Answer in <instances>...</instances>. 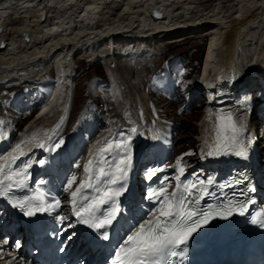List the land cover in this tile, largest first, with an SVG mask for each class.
Instances as JSON below:
<instances>
[{
  "label": "bare ground",
  "instance_id": "1",
  "mask_svg": "<svg viewBox=\"0 0 264 264\" xmlns=\"http://www.w3.org/2000/svg\"><path fill=\"white\" fill-rule=\"evenodd\" d=\"M153 10L159 16H154ZM0 26V44L5 42V46L0 47V86L6 85L7 79L1 78L9 72L32 73L31 71L36 70L42 76L51 66L53 74L48 77L52 78L36 84L45 85L49 89L55 88L54 96L45 107L43 116L54 108L58 111L42 128L37 127L39 118L33 119L34 122L24 130L30 135L22 134L20 150L11 151L0 158V165L7 164L9 174L13 171L11 167L15 161L11 160L12 157L40 148L50 132L60 127L71 102L67 94L74 81L71 62L80 49L84 52L92 51L94 48L99 49V44L104 43L107 47L99 54L98 60L102 58L108 61L117 57L125 59L136 55V58H142L145 57L143 55L147 45L153 47L165 36L182 34L185 37L198 32L208 34L210 31L212 35L216 33H212L215 27L224 29L222 36L213 37L209 46L207 45L205 64L197 80L199 87L194 86L199 93L200 86L202 87L200 78L207 75L208 78H203L202 82L215 89L211 109L207 110L208 113L212 111L211 117L209 116L213 118L212 138H215V132H220L221 116L230 113L237 125L241 126L236 119V112H241L239 107L247 104V99L244 98L245 94L238 93L237 87L246 82L254 93L256 81L264 76V0H0ZM127 45L139 48L133 51L131 47L127 54ZM120 48H123L124 53L115 52ZM40 66L42 68L38 69ZM109 73L114 83L116 101L121 99L123 102L117 76L111 70ZM147 83L145 81L143 85L140 84L143 90L147 88ZM93 86L97 88L96 83ZM192 87L193 83L187 90ZM179 90L180 87L176 92L179 93ZM224 106L226 107L223 109ZM127 112L132 118L127 124L131 123V126L119 134V137L129 138L128 134L137 129L140 121L136 111ZM207 120L203 117L202 132L208 130ZM32 126L34 131H30ZM116 141H121V138H116L114 143ZM2 142L3 139L0 138V148L3 147ZM133 151L132 161L139 156L136 155V148ZM29 154L30 161L34 162V154ZM121 156L123 155L120 154L118 159ZM7 158L11 160L8 163ZM0 264L14 262L0 257Z\"/></svg>",
  "mask_w": 264,
  "mask_h": 264
},
{
  "label": "rangeland",
  "instance_id": "2",
  "mask_svg": "<svg viewBox=\"0 0 264 264\" xmlns=\"http://www.w3.org/2000/svg\"><path fill=\"white\" fill-rule=\"evenodd\" d=\"M262 28L264 27L262 26ZM262 28H260L261 31H263ZM212 31H213L212 33L216 32L217 35L216 33L210 35L211 34L210 31L208 34H204L203 32H198L197 34H191L185 37H183L182 34H180V36L179 35L177 36V34L165 36L163 39L158 41V43L155 44L153 47L147 45L148 48L146 47L145 55H143L145 57L142 58L140 57L136 58L137 57L136 55V57H127L125 59L121 57H117L115 59H110V60L108 59V61L107 59H102V58L98 60L99 54H101L103 49L107 47L103 45L104 43H100L98 47L99 49L94 48L92 49V51L84 52L82 49H80L79 53L76 54V57L71 62L72 63L71 71H73V76H74V81L72 82V86L70 90L72 97L73 119L79 120L80 118H82L80 114L85 113V111L89 110V108H93L94 118L98 120H102V115L106 114L108 110L107 97L106 98L97 97L99 93L94 89L91 90L90 87H88V85L91 82L92 76L97 75L96 77L106 78L107 70L108 73L111 70L114 72L115 77L117 76L116 81L117 82L119 81L118 83L120 86V90L123 94V98H122L123 102L121 99H119V101H115L114 103L110 104V107H113L112 111L115 112L120 107H124L126 118H128L129 116L128 114L130 113L127 112V110H130V112L131 110L137 112L139 111L138 105H140L142 109L144 108V110L146 111V108L148 109L149 107V101H153L154 103L157 102L156 104H160V109L162 113L165 114V116L168 117V119H170V121L173 122L175 125L174 148H177V151L179 152L191 148H195L197 146V143L199 142V134L201 131L204 130V126L202 125L203 109L200 107V104H203L204 101H206L204 90L200 89L198 93L197 92L198 89L194 88V86L199 87L198 84L199 82H197V77L195 75H197V71H199L198 68L200 64H202L201 71L203 69V66L205 64V56H207L206 51H208L207 45L209 44V42L213 37L222 36L224 29H221L220 27L219 28L215 27L214 30ZM170 38H175V39H173L172 41L170 40ZM257 40L258 39H256V41ZM126 47H128V49ZM126 47H125L126 48L125 53L128 54V52H130L131 50V47L133 48V46L127 45ZM138 48L139 47L136 46L132 50L137 51ZM122 49L123 48H120L115 52L124 53V50ZM178 54L181 55L175 57L173 59V62L172 61L170 62V65L174 69V78L171 79V76L165 72L160 74V78H162L166 82L168 81V83H170L171 81L174 82L176 81V84L180 86V90H179L180 93L176 92V96H175L176 101H171V100L169 101L167 98H165L164 95L158 92L159 89L160 90L173 89L172 82H171L172 85L171 89L162 86L152 87L151 82L150 83L148 82V86H147L148 88L143 90V87H141L140 84L142 83L143 85L145 81L146 82L150 81L151 79L150 75L153 72H155V70L157 71L158 69H161V67L163 66L164 62L168 57ZM105 60L107 63L105 62ZM37 68L40 69L42 68V66ZM52 71L50 66V69L44 71V74L42 76L41 73L39 74L38 71L36 70L31 71L32 73L15 72V71L11 73L9 72V74H5L3 75V78H1L2 80H6V79L7 80L5 81L6 85H4L3 87L0 86V91L6 89L9 83L18 82L21 81L22 79L29 80V82H32V84L40 83V82L43 83L44 81L48 80V78H52V77H48V75L52 76L53 74ZM45 72H47L48 74ZM55 73L57 74V70ZM186 75L189 78L188 79L189 82L190 83L193 82V87L191 88L193 89V91L189 89L184 92V88L186 86H182L183 85L182 81H184V76ZM0 77H2L1 74ZM203 78L207 79L208 76L207 75L205 77L203 76ZM261 78L263 79V82L260 80ZM261 82L264 83V76H260L258 78L255 87H257ZM184 85L187 84L185 83ZM25 88L28 91L30 90L29 86L27 85L19 87V89L21 90ZM16 89L18 88L16 87L15 90ZM36 89H34L33 92L39 90ZM189 91H192L193 93L192 98L187 97ZM7 92L8 90H4L0 92V106L4 102L3 97L7 94ZM32 96L34 100L37 98V95L35 94H33ZM199 96L202 97L199 98ZM41 99L42 96H40L39 99L37 98V100H41ZM142 103L143 105H141ZM6 105L8 109L9 108L11 109L12 103L6 102ZM173 108L175 109L173 110ZM3 112L4 109L2 108L0 119L3 116ZM57 112L58 111H56V109L54 108L52 111H50V113L48 112L46 116H42L41 118H39L38 119L39 125H37V127L42 128L44 124L48 120H51V117H53ZM26 114L27 113L22 114L21 121L25 119ZM98 116H100L101 118ZM121 118L124 119V116H121ZM131 119L132 118L129 116L128 122H131ZM31 122L33 123L34 120H32ZM33 127L34 126H32L30 131L35 130V128ZM23 133L26 135L27 134L30 135V133L27 132H23ZM200 138H202V134Z\"/></svg>",
  "mask_w": 264,
  "mask_h": 264
},
{
  "label": "snow or ice",
  "instance_id": "3",
  "mask_svg": "<svg viewBox=\"0 0 264 264\" xmlns=\"http://www.w3.org/2000/svg\"><path fill=\"white\" fill-rule=\"evenodd\" d=\"M222 121L220 125V132L218 133L217 141L215 144V151L221 152H233L236 156L247 158L248 148L240 142V134L243 131V126H237L233 120L232 115L229 113L225 116H221ZM133 131H135L133 129ZM230 133L225 135L224 133ZM43 147V144L40 145ZM59 147V143L55 145ZM17 151L20 150V146H17ZM120 150H124V155L120 159L114 161V167L109 171H106L104 167H98L93 173V161H89V166H86L85 172L89 173L87 181L83 182L74 192H72L73 203H76V198L82 193L85 188L91 187V181L93 178L99 184L103 182L104 188H97L98 195L91 200V203L81 205L80 209L76 211V215L84 223H89L90 227L96 229H105L112 224L116 219L117 207L116 200L124 190V184L121 181L127 177V170L132 166V156L128 145L121 141L115 143L106 141L105 146L98 150V156L101 163H107L104 160L105 153L116 152L119 154ZM213 153L210 152L209 155ZM17 157H12L11 160H15ZM40 163H44L40 161ZM7 164L0 165V174H3L4 168ZM19 175V173H17ZM11 179V177H7ZM73 181H69V187H71ZM3 181H0L2 184ZM17 183L22 184V181ZM203 183V182H201ZM119 185L118 187H113ZM11 188V184L8 185ZM195 185H185L183 192L178 195L176 192L171 194L172 199L168 196H164V202L159 209L160 217L155 221L150 222L148 227L144 224L139 226L137 231H134L123 241L120 248L117 249V259L119 264H172V257H183L187 252V245L193 234L199 230L203 225L207 224L213 215L225 216L231 213V209L225 212H210V211H197L191 207H186V198L183 193H187V196L193 197L196 194L190 191ZM180 188V185H177ZM202 193L201 196H197L192 200L196 203L203 196L209 195L206 189H199ZM6 194V193H4ZM57 205L59 201L56 202ZM111 203L113 205L112 211L107 215L98 217L96 212L100 210L102 205ZM23 207V205H21ZM39 207H43L41 203ZM82 213L84 215H82ZM28 215L32 212L29 210ZM243 215V209L241 210ZM103 239H109L107 232H102ZM6 243V241H5ZM19 246V245H17ZM179 250V251H178Z\"/></svg>",
  "mask_w": 264,
  "mask_h": 264
},
{
  "label": "water",
  "instance_id": "4",
  "mask_svg": "<svg viewBox=\"0 0 264 264\" xmlns=\"http://www.w3.org/2000/svg\"><path fill=\"white\" fill-rule=\"evenodd\" d=\"M154 14H155L156 16H159V13H158L156 10H154ZM0 31H2L1 26H0ZM3 44H4V41L1 42L0 46H2Z\"/></svg>",
  "mask_w": 264,
  "mask_h": 264
}]
</instances>
